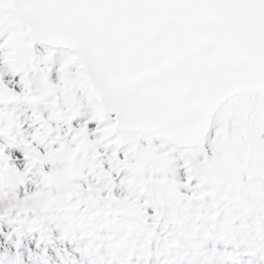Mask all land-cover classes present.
I'll return each instance as SVG.
<instances>
[{
	"label": "snow or ice",
	"instance_id": "6c2138e0",
	"mask_svg": "<svg viewBox=\"0 0 264 264\" xmlns=\"http://www.w3.org/2000/svg\"><path fill=\"white\" fill-rule=\"evenodd\" d=\"M0 264H264V0H0Z\"/></svg>",
	"mask_w": 264,
	"mask_h": 264
}]
</instances>
